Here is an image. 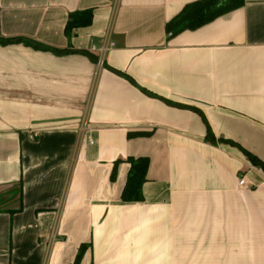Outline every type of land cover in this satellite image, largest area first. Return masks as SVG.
I'll return each mask as SVG.
<instances>
[{
	"label": "crops",
	"instance_id": "crops-1",
	"mask_svg": "<svg viewBox=\"0 0 264 264\" xmlns=\"http://www.w3.org/2000/svg\"><path fill=\"white\" fill-rule=\"evenodd\" d=\"M193 1L0 0V37L97 57L0 43V264H264V172L204 140L264 164V0L170 36Z\"/></svg>",
	"mask_w": 264,
	"mask_h": 264
},
{
	"label": "trees",
	"instance_id": "trees-1",
	"mask_svg": "<svg viewBox=\"0 0 264 264\" xmlns=\"http://www.w3.org/2000/svg\"><path fill=\"white\" fill-rule=\"evenodd\" d=\"M243 4H244V0H195L193 2L185 4L181 8V10L166 23L165 28H166V31L170 33V36L176 35L184 30H193V29H196L212 21L213 19H215L216 17L224 13H227L233 9H236L242 6ZM92 17H93V14H92L91 9L71 12L68 15V19L65 24V28H64L65 32L69 34L70 31L74 28L90 25L92 22ZM13 42H23L25 45H28L34 49L50 50L57 54H66L70 52L81 53L83 55L88 56L92 61H95V62L97 61V57H95L94 55H92L90 52L86 50L57 49V48H51V47L42 45L30 39L0 37V43L2 44H8V43H13ZM103 64L107 66L105 62H103ZM110 69L118 74L125 76L131 83L136 84L130 76L124 73H121L120 71L114 70L112 68ZM142 90L144 92L149 93L147 90L143 88ZM149 94L154 95L152 93H149ZM162 99L165 100L169 104H172L178 107L192 109L198 112L204 119L201 111H199L195 107L187 106V105H183L179 103H173L171 101L166 100L165 98H162ZM132 134L129 133L128 135H132ZM135 134H143V133H135ZM143 135H148V133H144ZM204 140L211 144H216V142L218 141L221 143H228V144L238 147L240 151L248 158V160L251 162L252 165L258 166L264 172V164L261 160H259L256 156H254L253 154L246 151L245 149L240 147L238 144L230 140H224L220 138L216 140L209 126H207V131H206ZM126 161L129 163V169L126 174V181L121 190L120 198L123 202L142 201L143 200L142 185L146 181V173H147L148 166H149V159L148 157H145V156H139V157L129 156L126 159ZM119 162L120 160H116L113 164V168L110 174L111 181H114L116 178L117 165ZM85 249H86L85 245H81L79 247L74 263H78L80 261Z\"/></svg>",
	"mask_w": 264,
	"mask_h": 264
},
{
	"label": "built area",
	"instance_id": "built-area-1",
	"mask_svg": "<svg viewBox=\"0 0 264 264\" xmlns=\"http://www.w3.org/2000/svg\"><path fill=\"white\" fill-rule=\"evenodd\" d=\"M169 35H170V33H169ZM238 184L240 186H242V187H248L249 185H252L251 183L247 182V180L244 178V176H240V179L238 181Z\"/></svg>",
	"mask_w": 264,
	"mask_h": 264
}]
</instances>
